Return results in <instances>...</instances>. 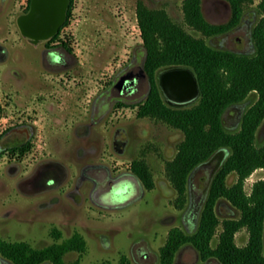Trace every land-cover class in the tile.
I'll return each instance as SVG.
<instances>
[{
	"label": "rangeland",
	"instance_id": "obj_1",
	"mask_svg": "<svg viewBox=\"0 0 264 264\" xmlns=\"http://www.w3.org/2000/svg\"><path fill=\"white\" fill-rule=\"evenodd\" d=\"M15 0H0V28L7 27L11 19L6 13ZM150 8L165 9L172 20L186 32L203 38L213 47L231 51L254 54L253 30L263 17L259 8L261 0H250L238 25L216 35L208 36L188 23L185 17L184 0H142ZM138 0H74L71 28L85 34L87 47L85 55L91 58V79L87 80V93L84 104L87 106L99 84L97 80L110 77L130 58L132 50L143 45L142 30L137 17ZM205 17L213 23L227 22L232 15L228 0H202ZM14 27V25H11ZM94 49V50H93ZM94 52H93V51ZM88 52L92 56L88 55ZM12 61L0 63V96L7 111L15 109V84L9 68ZM101 77V79H100ZM256 90L238 103L231 104L224 112V126L228 131H238L246 110L258 99ZM201 99V98H200ZM198 103V102H197ZM194 105V104H193ZM139 106L122 109L116 130H121V144L112 146L114 128L96 130L89 139H98L99 146L86 148L83 157L77 156L78 137L70 129L61 132L64 143L54 145L56 157L61 159L69 170L66 181L56 189L40 191L37 185L25 186L18 183L24 175L16 173L13 161L4 158L0 163V236L9 240H25L35 247H42L60 241L79 231L87 241L83 253L69 251L66 260L80 257L81 264H159L160 247L165 243L169 230L180 226L188 232L197 229L212 179L227 155L219 150L209 160L202 163L190 175L184 204L178 205V192L172 184L167 168L183 139V132L168 122L152 117L137 115ZM10 115H13L11 112ZM8 116V115H7ZM10 117V116H8ZM32 117V116H29ZM40 122L42 134H51L46 115L34 116ZM71 123V122H70ZM124 142V143H123ZM264 143V119L256 132V144ZM51 147V146H50ZM42 148V147H41ZM40 148V149H41ZM49 149V147H48ZM41 157V156H40ZM105 159H103V158ZM34 156L26 158L28 165L23 169L30 171L36 162ZM134 158H144L151 168L154 185L149 188L135 178L132 185L134 195L124 202H116V195L107 201L105 207L90 198L91 182L80 178L82 166L90 161H106L113 170H129ZM238 178L236 172L228 176V184ZM264 178V167L256 168L245 180V190L252 191L256 181ZM53 183V181H52ZM78 185L80 188L78 189ZM220 219L215 245L222 221L225 218L240 216V210L221 199L216 205ZM57 227L62 237L56 239L52 228ZM250 234L247 227L236 232L235 240L240 246L246 245ZM1 257H3L0 254ZM6 262L14 264L5 258ZM0 264L3 260L0 258ZM42 264H52L46 261ZM176 264H220L218 259L203 260L191 244L184 245L176 256Z\"/></svg>",
	"mask_w": 264,
	"mask_h": 264
},
{
	"label": "trees",
	"instance_id": "obj_2",
	"mask_svg": "<svg viewBox=\"0 0 264 264\" xmlns=\"http://www.w3.org/2000/svg\"><path fill=\"white\" fill-rule=\"evenodd\" d=\"M232 15L227 22L213 23L204 15L202 0H184L186 20L197 30L211 36L224 33L239 24L244 5L250 0H228ZM264 14V0L259 3ZM137 17L144 40L145 68L152 80L148 98L139 105L138 116L162 119L183 132L175 156L167 162L173 186L178 192V205L186 200L191 173L219 150L227 155L221 162L209 187L198 227L188 232L180 226L172 227L160 247L159 264H174L177 252L187 244L194 246L201 258H216L220 264H264V178L256 181L252 191L245 190L246 178L259 167H264V143L256 144V132L264 119V15L253 30L255 53L245 54L209 45L203 38L186 32L174 22L165 9L150 8L142 0L137 2ZM192 66L199 78L202 96L198 103L176 108L168 105L155 79L156 72L167 65ZM256 90L257 101L242 117L238 131L224 126L225 110L243 101ZM132 169L143 184L153 187L151 168L144 158H134ZM236 172L237 180L228 184V176ZM226 199L240 210L237 218L222 221L216 244L220 219L216 205ZM247 227L246 245L236 243L238 230ZM56 239L62 232L52 228ZM87 241L81 232L51 244L35 247L25 240H9L0 236V254L14 264H81L80 257L66 260L69 251L83 253Z\"/></svg>",
	"mask_w": 264,
	"mask_h": 264
},
{
	"label": "flooded vegetation",
	"instance_id": "obj_3",
	"mask_svg": "<svg viewBox=\"0 0 264 264\" xmlns=\"http://www.w3.org/2000/svg\"><path fill=\"white\" fill-rule=\"evenodd\" d=\"M73 2L15 0L6 13L12 18L10 25L0 28V63L12 61L9 73L15 84L13 115L6 110L0 96V163L6 157L13 161L16 173L24 174L18 183L37 185L40 191L56 189L69 176L68 168L56 157L53 148L64 143L61 132L71 129L78 137L79 158L85 155L86 148L100 145L98 139L89 137L101 127L114 128L112 146L117 148L123 144L121 130H116L114 124L122 109L139 106L152 89V80L145 68L144 47L138 45L110 77L103 82L97 80V89L87 99L88 105L84 104L89 95L87 80L91 79L87 76L91 73L87 65L93 68V73L95 66L85 55V34L70 26L74 17ZM49 52L63 54L56 66L49 62ZM88 55L92 56L90 52ZM155 79L157 82L156 74ZM39 115L48 117L51 134H42L39 120L33 118ZM30 156L36 162L30 171H24L28 165L25 160ZM80 178L91 182L89 195L97 203L101 196L112 200L124 183L135 186V178L141 180L132 168L113 170L101 160L85 163ZM3 264L10 263L3 260Z\"/></svg>",
	"mask_w": 264,
	"mask_h": 264
},
{
	"label": "water",
	"instance_id": "obj_4",
	"mask_svg": "<svg viewBox=\"0 0 264 264\" xmlns=\"http://www.w3.org/2000/svg\"><path fill=\"white\" fill-rule=\"evenodd\" d=\"M156 78L165 102L172 107L191 106L202 96L200 81L192 66L167 65L157 71ZM0 258L5 261L4 257Z\"/></svg>",
	"mask_w": 264,
	"mask_h": 264
},
{
	"label": "clouds",
	"instance_id": "obj_5",
	"mask_svg": "<svg viewBox=\"0 0 264 264\" xmlns=\"http://www.w3.org/2000/svg\"><path fill=\"white\" fill-rule=\"evenodd\" d=\"M61 57H63V54L59 52H49L48 54L49 62L53 64V66H56L60 62ZM132 187L133 186L130 183H124L123 187L116 191L117 200L114 201L113 204L116 202H124L127 199H130L132 195H134L132 192ZM99 202L105 207L112 206L104 196L100 197Z\"/></svg>",
	"mask_w": 264,
	"mask_h": 264
}]
</instances>
